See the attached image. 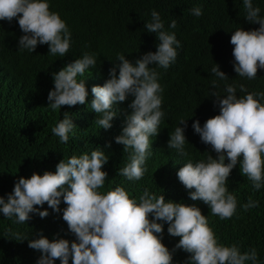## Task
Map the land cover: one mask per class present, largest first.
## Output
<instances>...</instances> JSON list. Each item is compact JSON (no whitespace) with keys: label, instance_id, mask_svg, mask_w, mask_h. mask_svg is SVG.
Masks as SVG:
<instances>
[{"label":"clouds","instance_id":"obj_1","mask_svg":"<svg viewBox=\"0 0 264 264\" xmlns=\"http://www.w3.org/2000/svg\"><path fill=\"white\" fill-rule=\"evenodd\" d=\"M245 19L258 23L259 28L235 30L230 43L233 45V68L238 76L253 80L258 69H264V17L260 8L254 7L252 0H243ZM192 14L202 15L200 7L193 8ZM18 21L23 35L19 37L18 48L33 52L38 44L48 45V53L64 57L71 47V32L66 22L57 12L50 11L48 0H0V20ZM172 20L170 28H176ZM145 29L155 33L159 41L156 51H149L133 64L125 55L118 54L119 64L109 69V79L103 86L93 85L90 101L91 110L101 114L96 124L105 130L112 127L116 116L114 105L124 102L129 95L134 99L129 104L131 113L126 116L125 126L115 142L123 145L129 152V162L118 170V174L129 181L143 178L145 162L150 155V137L156 136L165 113L161 110L163 87L159 84V73L151 65L167 69L177 58L180 41L175 33L164 30L160 14L152 10L151 22ZM97 54L85 52L81 58L74 59L58 72L53 73L54 88L48 92V106L53 110L62 106L86 104L88 91L85 79L77 80L89 68H95ZM117 67L119 72L117 75ZM211 72L221 81L228 76L214 63ZM91 75V74H90ZM214 89L219 87L216 80L211 81ZM239 90L244 96H237V85L226 84V95L210 94L217 98L219 114L205 120L201 126L194 120L192 128L202 143L210 145L216 153L206 160L184 163L177 171V177L191 200H200L211 210L213 216L221 220L231 219L237 210V199L229 192L226 182L232 169L239 163L240 173L252 183L253 190L264 185V92H248L244 84ZM167 141L169 149H175L180 156L185 151L187 127L186 118ZM71 117L65 116L52 129L60 142L67 143L69 133L74 128ZM225 157L228 162L225 163ZM242 157V159H241ZM109 157L102 150H94L91 155H73L67 162L61 159L55 172L45 171L42 175L32 173L15 181L7 199L0 196V213L6 218H16L20 224L31 219L30 213L41 218L49 215L46 209L35 206L45 203L58 212L61 198L66 204L62 219L68 230L74 234L71 243L67 239H54L40 235L30 239L28 247L41 253L36 264H174L173 253L182 249L189 253L188 264H257L255 248L241 253L235 244L224 246L209 226L208 219L195 205L165 200L162 194L156 195L147 188L139 197V203L130 198L122 187H115L102 194L107 173L102 170ZM251 197L241 205L244 211L258 207ZM151 215L152 219H149ZM167 223V232L179 237L178 243L170 251L160 235ZM26 237L16 234V240Z\"/></svg>","mask_w":264,"mask_h":264},{"label":"trees","instance_id":"obj_2","mask_svg":"<svg viewBox=\"0 0 264 264\" xmlns=\"http://www.w3.org/2000/svg\"><path fill=\"white\" fill-rule=\"evenodd\" d=\"M50 11L57 12L71 32V47L64 57L48 53V45H40L33 52L20 50L18 40L22 31L18 21L0 20V196L7 199L19 177L28 178L32 173L55 172L57 163L67 162L73 155H91L94 150H102L109 157L102 170L107 173L103 188L98 191L106 194L119 186L130 198L139 203V197L147 188L156 195L162 194L165 200L195 205L206 216L219 244L239 247L241 253L252 248L257 250V264H264V185L253 190L251 181L240 173V165L232 169L226 186L237 199L236 214L221 220L211 214L209 207L200 200L193 201L189 190L185 189L177 177L178 169L184 163L206 160L216 153L210 145L201 142L192 128L194 120L203 126L206 119L219 114L216 97L210 93L217 91L220 98L226 93V84H244L248 92H264V69H258L257 76L248 80L234 71L232 33L242 28L253 30L258 23L248 22L245 17L243 0H48ZM254 7L260 8L264 17V0H252ZM200 7L202 15L192 14L193 8ZM152 10L157 11L164 23V30L175 33L180 41L177 58L167 69L151 65L159 73L158 82L164 91L161 110L165 113L156 136L150 137V155L144 167L147 169L139 181H129L118 174V170L129 162V152L115 142L126 123V116L132 111L129 104L134 99L129 95L124 102L114 105L116 116L110 129L100 128L96 114L90 107L93 99V85L103 86L109 79V69L118 65V54L125 55L133 64L143 54L156 51L159 43L156 34L148 32L144 25L151 22ZM172 20L176 28H170ZM87 52L97 54L95 68L86 70L77 80L85 79L88 91L86 104L62 106L53 111L47 104L48 92L54 88L53 73L58 72L74 59ZM217 64L227 76V81L219 80L211 68ZM117 75L119 68L116 69ZM91 74V75H90ZM216 80L217 89L211 85ZM264 103V100H261ZM67 113L75 125L69 133L67 143H62L51 129ZM181 118H186L187 127L185 151L180 156L175 149L167 147V141ZM242 159V157H241ZM225 157V163H227ZM251 197L259 206L244 211L241 205ZM46 209L49 215L41 218L30 213L31 219L24 224L16 218H6L0 213V264H36L41 253L28 247L30 239L40 235L54 239H67L70 243L75 236L68 230L62 219L66 204L61 198L60 211L54 212L45 203L35 206ZM149 219H152L151 215ZM163 225L162 243L170 250L179 241L167 232ZM16 234L26 239L16 240ZM189 253L176 249L174 264H188ZM54 264H60L55 260ZM71 264V259L69 260ZM246 264H252L246 261Z\"/></svg>","mask_w":264,"mask_h":264}]
</instances>
